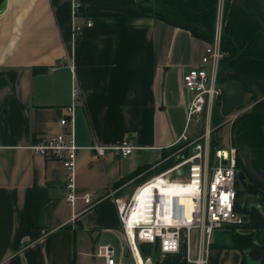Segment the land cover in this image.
<instances>
[{
    "label": "crops",
    "instance_id": "crops-1",
    "mask_svg": "<svg viewBox=\"0 0 264 264\" xmlns=\"http://www.w3.org/2000/svg\"><path fill=\"white\" fill-rule=\"evenodd\" d=\"M81 1L84 28L76 39L72 0H4L0 7V264H94L101 244L121 257L127 249L116 245L125 236L115 198L129 196L144 174L159 173L169 146L189 135L193 118L189 122L183 75L202 65L209 42L143 12L141 5L152 6L145 0ZM233 1L243 6L244 0ZM75 86L81 97L74 121L63 126ZM218 101L224 110V95ZM70 128L83 147L74 205L66 199L62 162L30 148L40 134ZM124 138L136 146L129 156L99 157L87 148ZM148 165L150 171L131 177ZM85 193L96 200L88 209ZM186 237L180 252L166 255L182 252L185 259ZM244 256L214 240L207 258L243 264Z\"/></svg>",
    "mask_w": 264,
    "mask_h": 264
},
{
    "label": "built area",
    "instance_id": "built-area-1",
    "mask_svg": "<svg viewBox=\"0 0 264 264\" xmlns=\"http://www.w3.org/2000/svg\"><path fill=\"white\" fill-rule=\"evenodd\" d=\"M221 2V1H220ZM83 2L72 0L73 39L83 31V23L78 21ZM223 9L220 5L216 30L202 57V65L186 69L184 85L189 94L188 120L201 114L206 117L204 130L195 138L185 131L173 144L179 146L168 158H175L173 165L138 183L126 198L117 197L119 217L130 258L133 264H155L150 256L141 251L142 244L157 243L162 254L178 253L182 247V236L186 234L185 261L188 264H209L208 255L213 243L215 230L245 223L248 214L237 210L238 189V150L231 143L219 144L212 151V115L215 103L224 95V85L219 82L220 63L227 55L222 46ZM87 25H92L91 21ZM81 97L78 86L73 89V104L68 107V115L61 119L63 126L73 122L74 109ZM244 106L227 114L225 123L232 124L238 116L247 111ZM30 148L47 159L60 160L65 168L66 199L72 205L78 199L76 170L79 151L83 148L76 142L73 128L57 133L40 134ZM99 157L129 156L136 146L129 138L119 144L104 145L94 142L87 146ZM227 162L223 163L222 160ZM187 166L188 170L182 169ZM82 198L86 209L96 203L91 193ZM243 205V204H242ZM78 213L74 214L73 219ZM197 230L198 250L192 253V231ZM124 255L118 257L117 250L110 244L98 245L93 253L94 264H127Z\"/></svg>",
    "mask_w": 264,
    "mask_h": 264
},
{
    "label": "trees",
    "instance_id": "trees-1",
    "mask_svg": "<svg viewBox=\"0 0 264 264\" xmlns=\"http://www.w3.org/2000/svg\"><path fill=\"white\" fill-rule=\"evenodd\" d=\"M3 1L0 0V7ZM159 1L160 4L156 8L141 5L143 12L150 13L173 25L188 27L196 35L209 42L213 40L219 0ZM243 3L246 7L244 5L240 6L233 0H224V31L234 37L238 46L230 38L223 37L222 46L227 55L220 63L219 82L225 83L235 79L242 84L245 93H250L249 85L252 82H259L264 85V32L256 18L257 16L263 17V13L261 12L259 0H244ZM252 9L257 12L256 15L251 11ZM251 102H254L252 107L238 116L232 123L231 142L238 150V169L243 172L246 171L251 180L264 192V185L255 180L239 153L240 150H249L254 167L264 173V99L256 102V95L252 94L249 103ZM244 106L242 105V107ZM224 117L226 115L222 108V103L217 101L212 115V124L215 127L212 133V151H215L219 145L218 133L223 127ZM172 152L173 150L169 149L165 156ZM174 162L175 158L173 157L163 161L159 172L167 169ZM151 169V165L142 166L131 177H137ZM151 176L144 174V177H140L138 182L141 183ZM258 200L264 214V193L258 196ZM236 207L242 213L248 212V208L240 202L237 203ZM231 227H233V233L231 235L232 242L229 246L238 248L244 252V255H247L245 251L257 245L255 232L250 229L247 223ZM236 228L241 229L236 231ZM258 243H261L260 249L264 248V239ZM154 249L160 253L157 243L154 245ZM183 263L188 264L185 259ZM155 264H159V261H155ZM243 264H246L245 258Z\"/></svg>",
    "mask_w": 264,
    "mask_h": 264
},
{
    "label": "rangeland",
    "instance_id": "rangeland-1",
    "mask_svg": "<svg viewBox=\"0 0 264 264\" xmlns=\"http://www.w3.org/2000/svg\"><path fill=\"white\" fill-rule=\"evenodd\" d=\"M220 1H222V0H220ZM145 2L152 3L151 5L155 6V7H157L160 4V3L159 4L157 3V0H151V2H149V0H145ZM220 5H221V2H219V6ZM207 42H209V41H207ZM247 93H246V96H245V100H244L243 106L251 104L249 102L251 101V97L252 96H250V93H248V96H247ZM238 109H240V108H237L234 111H238ZM224 118L228 119V117H224ZM225 119H224V121H225ZM205 123H206V117H205L204 114H201L200 119L197 118L196 116L193 117V119H192V121L190 123V126H189V136L190 137H195L199 133V131L202 132L204 130V128H205L204 127ZM231 126H232V124L225 123V124H223V127L219 130V133H218V144H221V146L227 147L230 143L232 144V142H231ZM178 148H179V146L171 147L169 149L173 150V152H174ZM170 155L171 154H169L167 156H170ZM238 189H239L238 200L242 204L244 199H245V197L248 194L245 191V188H244V185H243V180H240L239 175H238ZM251 202H256V200L254 198H252ZM240 229L236 228L235 230L237 231V230H240ZM232 233H233V227H227V228L222 229V230L218 229V230L214 231L212 239H213V241L215 240V242H217V243L227 242V244H230L232 242V239H231ZM199 236H200V234L197 235L195 233V235H194V243L195 244L198 243V237ZM262 237H263V233H262V231H260L259 234L255 236V240H257L258 242H261L262 241ZM182 239H184L183 236H182ZM121 244H124L125 248L127 249V251L125 253L127 255L126 258H125L126 263L127 264H133V262H132V260L130 258L129 249L127 247V243H126L125 240L123 241V243L116 244L118 251H121ZM141 251H142V253L144 254V256L146 258L148 256H150L152 259H154V261H159V264H174V263H179L180 264V263H183V261H184V256H183L182 252L180 254H178V255H175V256L158 253V252L155 251L154 246L152 244H148V243L144 244L141 247ZM251 251L252 250H250L248 248L245 252L248 255L249 252H251ZM253 256H256V255H253ZM256 258L259 259V257H256ZM248 261H249V264H258V262L255 261L252 256L248 257Z\"/></svg>",
    "mask_w": 264,
    "mask_h": 264
},
{
    "label": "water",
    "instance_id": "water-1",
    "mask_svg": "<svg viewBox=\"0 0 264 264\" xmlns=\"http://www.w3.org/2000/svg\"><path fill=\"white\" fill-rule=\"evenodd\" d=\"M242 5L246 7L244 3H242ZM259 5L261 8V12L263 13V17L257 16L256 18L260 22L262 31L264 32V0H259ZM251 11L255 15L257 14V12L254 9H252ZM222 35L224 37L230 38L232 41L236 43L232 35L226 33L225 31H222ZM236 45L238 46L237 43ZM251 89L256 94L257 101L264 99V88L259 82H254L253 86H251ZM244 100H245V91L242 87V84L235 79H231L227 81L225 84V92H224V112L225 114H230L234 109L243 105ZM239 153L243 157L247 169L253 175L255 180H257L259 183L264 185V173L260 172L254 167L252 160H251L250 151L240 150ZM222 162L226 163L227 160L223 159ZM182 170L186 172L188 170V167L185 166ZM238 175H239L240 180H243V185L248 195L253 196V197H258V196L263 195L264 192L260 187H258L253 182H250V183L247 182L246 175L243 171L238 172ZM244 220L246 222H249V224L253 227L264 226V214L261 210V207L258 204L251 205L249 208V214L244 216Z\"/></svg>",
    "mask_w": 264,
    "mask_h": 264
},
{
    "label": "flooded vegetation",
    "instance_id": "flooded-vegetation-1",
    "mask_svg": "<svg viewBox=\"0 0 264 264\" xmlns=\"http://www.w3.org/2000/svg\"><path fill=\"white\" fill-rule=\"evenodd\" d=\"M253 84H254V82H252V83L249 85V89H250V91H251L250 93L256 95V94L253 92V90L251 89V86H253ZM245 94H246V93H245ZM256 102H257V97H256ZM253 104H254V102H253V103L251 102V104H248V105H247V106H250L249 109L252 107ZM240 171H242V170H239V169H238V172H240ZM244 173H245V175H246V180H247V182H248V183L253 182V181L251 180L250 176L248 175V173H247L246 171H245ZM253 183H254V182H253ZM254 184H255V183H254ZM252 198H254V199L256 200V202H251ZM242 204H243V206H245V207L248 208V214H249V208H250V206L253 205V204H258V205H259V200H258V197H253V196L247 195V196L245 197V199H244V201H243ZM248 214H247V215H248ZM245 223L249 224V222H246V221H245ZM249 226H250V229L253 230V231L255 232V236L258 235L260 231H262V233H263V237H262V239H264V226H261V227H253V226H251L250 224H249ZM261 242H262V241H261ZM260 245H261V243H258V241H257V245L250 249V250H252V251L249 252V255H245V256H244V258H245V260H246V264H249V261H248V259H247V257H249V256H252V257L255 259V261L258 262V264H264V248H261V249H260V247H259ZM254 251H255V252H254ZM253 255H256V256H253ZM256 257H259V259H257Z\"/></svg>",
    "mask_w": 264,
    "mask_h": 264
},
{
    "label": "bare ground",
    "instance_id": "bare-ground-1",
    "mask_svg": "<svg viewBox=\"0 0 264 264\" xmlns=\"http://www.w3.org/2000/svg\"><path fill=\"white\" fill-rule=\"evenodd\" d=\"M213 125V124H212Z\"/></svg>",
    "mask_w": 264,
    "mask_h": 264
}]
</instances>
